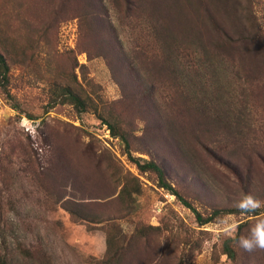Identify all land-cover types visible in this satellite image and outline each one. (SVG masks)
I'll use <instances>...</instances> for the list:
<instances>
[{"label": "rangeland", "instance_id": "obj_1", "mask_svg": "<svg viewBox=\"0 0 264 264\" xmlns=\"http://www.w3.org/2000/svg\"><path fill=\"white\" fill-rule=\"evenodd\" d=\"M0 54L5 264H264L239 244L264 222V0H0ZM129 157L203 216L258 214L197 224Z\"/></svg>", "mask_w": 264, "mask_h": 264}, {"label": "trees", "instance_id": "obj_2", "mask_svg": "<svg viewBox=\"0 0 264 264\" xmlns=\"http://www.w3.org/2000/svg\"><path fill=\"white\" fill-rule=\"evenodd\" d=\"M7 84H8V66L5 62L4 57L2 56V54H0V92L8 100L10 107L15 110L17 109V103L14 101L13 96L9 92ZM56 90L57 92L55 94L54 99H52L48 103L49 107L53 106L56 103H69L75 108L77 112L84 111V108H85L84 100L81 99L78 95H76L74 92H72L70 89L66 87H61ZM109 127L111 128L113 132V128L111 127V125H109ZM112 134L118 135L117 133H112ZM120 136L121 138H123L122 135ZM129 158L131 159V161L134 163L135 167L139 171L152 172L157 180V184L159 187L172 193L185 207L189 208L192 211L197 224L201 225V224L207 223L212 218H215L223 214L232 213V212H242L248 216H253V215L258 214L257 212L258 210L256 208L253 211H244L243 207H238V208H229V209L227 208L213 209L206 216H203L187 200H185L178 192H176L172 188V186L165 180L163 170L154 161H151V160H141L140 161V159H137V158H132V157H129ZM242 225L243 223H238L237 230H239V228ZM234 238L235 237H233L232 239L228 238L224 240L222 243L223 252L228 258H233L234 256L233 249L230 244V241H232ZM0 264H5L4 259H0Z\"/></svg>", "mask_w": 264, "mask_h": 264}, {"label": "clouds", "instance_id": "obj_3", "mask_svg": "<svg viewBox=\"0 0 264 264\" xmlns=\"http://www.w3.org/2000/svg\"><path fill=\"white\" fill-rule=\"evenodd\" d=\"M251 205L252 207H249ZM260 205V201L252 196H246L240 201V206L244 211H253L255 207ZM240 246L247 252H252L257 249L264 250V222L258 223L250 230V235L242 237L239 240Z\"/></svg>", "mask_w": 264, "mask_h": 264}]
</instances>
